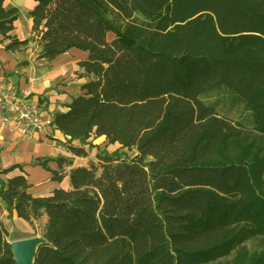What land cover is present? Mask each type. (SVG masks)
Segmentation results:
<instances>
[{
	"label": "trees",
	"instance_id": "trees-1",
	"mask_svg": "<svg viewBox=\"0 0 264 264\" xmlns=\"http://www.w3.org/2000/svg\"><path fill=\"white\" fill-rule=\"evenodd\" d=\"M4 1L13 50L29 39L10 35ZM34 1L37 58L86 52L82 93L51 126L74 156H87L74 139L119 144L47 195L20 164L1 171L20 170L0 179L8 216L45 215L34 264H264V0ZM33 163L61 181L72 161ZM8 235L0 222V264H14Z\"/></svg>",
	"mask_w": 264,
	"mask_h": 264
},
{
	"label": "crops",
	"instance_id": "crops-1",
	"mask_svg": "<svg viewBox=\"0 0 264 264\" xmlns=\"http://www.w3.org/2000/svg\"><path fill=\"white\" fill-rule=\"evenodd\" d=\"M34 5V0L4 1V6L6 8L15 7L18 10L17 17L13 21V29L10 35L19 40L27 38L29 41L25 46L7 50L5 49V45L9 42V39L4 38L0 34V91L7 84L25 89L32 93L40 104H45L46 110H48L50 113L49 115L52 116L55 110H66V104L71 101V97L81 94L82 92H77L80 91L78 88L76 93H73V89H69V87H71L69 84H61L57 86L58 90H50L48 95L49 98L42 102L43 97L41 92L45 90L47 86L46 82L48 81L49 83L50 80L60 75L65 76L74 74L75 72H81V70L77 65L78 59H68V52L50 61L37 58L40 47L35 40H32V18L29 16V11ZM82 53L84 54L83 57H85L86 52ZM84 81L85 80H82L80 83ZM52 97H54L53 101H51ZM52 107L57 108L54 110L51 109ZM1 116L2 111L0 108V179L6 182L13 175L20 173L19 168L1 172L14 164H20L21 169L27 174L28 182L31 184L29 191L35 196L47 195L51 190L58 187L65 189L69 188V177L67 175L69 168L83 164H79L76 161L79 158L78 156L70 154L64 147L55 145V143L49 139V136H53L65 142L66 137L54 128L51 129L53 135H49L46 130L24 131L22 130V126L17 122L11 121L9 123H4ZM78 139L72 140L71 143L81 146L87 151V147L84 143L78 144L75 142ZM43 156H62L72 161L71 166H66V168H64L63 172L65 175L61 181L52 180L50 172L46 171L40 165H35L33 163L35 158ZM51 162H48V166L51 169H57V166L52 165ZM43 216L45 217V215ZM0 222L7 229L8 233L14 235L17 231L20 232L12 239L38 235L37 232L36 234H32V224L18 218L14 212L11 216H8L6 204L1 198ZM33 224H35V221Z\"/></svg>",
	"mask_w": 264,
	"mask_h": 264
},
{
	"label": "rangeland",
	"instance_id": "rangeland-1",
	"mask_svg": "<svg viewBox=\"0 0 264 264\" xmlns=\"http://www.w3.org/2000/svg\"><path fill=\"white\" fill-rule=\"evenodd\" d=\"M112 35H109V38H111ZM68 59L70 60H74V59H79V58H82L84 56V54L80 51H76V50H71L68 52ZM88 78V76L86 75H83L82 72H75L74 74H69V75H65V76H58L56 78H53L52 80H50V82L48 83V81L46 82L47 83V86L45 88V90L43 92H41V95L43 97V100L42 102L45 100H47L49 98V92L50 90H58L57 86L61 85V84H69L71 87H69V89H73V93H76V90H80V81L82 80H86ZM79 93H81V90L80 91H77ZM54 97H52V100L53 101ZM42 107L44 108V110L48 113L49 111L46 110V105L41 103ZM59 105V104H57ZM57 107L55 108H51V109H56ZM53 110V111H54ZM56 111V110H55ZM53 127L50 125V126H46L44 127L43 129L41 130H46L49 135H53V132H52V129ZM49 139L52 140L55 145H61L62 147L65 148V145H64V142L63 141H60L59 139H56L54 138L53 136H49ZM76 143L78 144H82L84 143L87 147V156L86 157H79L76 161L79 163V164H83V165H86V166H89L90 163H95L97 164V159H96V154L98 152H101V151H107V152H112L114 151L115 149H117L119 147V144L118 143H108L107 140H105L104 138L102 137H95L93 135H91L90 137H88L87 139H78L75 141ZM66 150V149H65ZM120 151L124 152L125 156L130 159L132 158L136 151L134 148H121ZM60 155V154H58ZM56 157V156H55ZM58 157V156H57ZM51 162V161H50ZM52 165H56V162L52 161L51 162ZM64 168H66V166L64 165ZM63 168V170H64ZM61 170V172L63 171ZM43 221H44V217L40 218V219H37L35 220V224H32V234H37L40 235V232H41V226L43 224ZM17 233H20L19 231H17ZM16 234H10L8 233V239H12L14 238ZM258 240L257 239H250V240H247L245 241V245L246 247L251 251L255 248H258Z\"/></svg>",
	"mask_w": 264,
	"mask_h": 264
},
{
	"label": "built area",
	"instance_id": "built-area-1",
	"mask_svg": "<svg viewBox=\"0 0 264 264\" xmlns=\"http://www.w3.org/2000/svg\"><path fill=\"white\" fill-rule=\"evenodd\" d=\"M1 119L17 122L22 130H41L51 125V116L29 91L7 84L0 91Z\"/></svg>",
	"mask_w": 264,
	"mask_h": 264
},
{
	"label": "water",
	"instance_id": "water-1",
	"mask_svg": "<svg viewBox=\"0 0 264 264\" xmlns=\"http://www.w3.org/2000/svg\"><path fill=\"white\" fill-rule=\"evenodd\" d=\"M46 242L41 235H32L9 241L14 264H34L37 247Z\"/></svg>",
	"mask_w": 264,
	"mask_h": 264
}]
</instances>
